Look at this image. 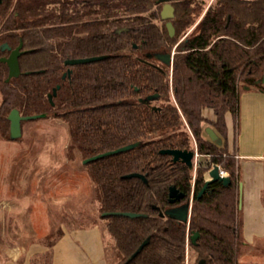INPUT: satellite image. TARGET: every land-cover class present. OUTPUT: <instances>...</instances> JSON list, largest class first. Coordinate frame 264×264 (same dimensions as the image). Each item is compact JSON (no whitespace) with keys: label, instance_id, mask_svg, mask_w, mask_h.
Listing matches in <instances>:
<instances>
[{"label":"trees","instance_id":"1","mask_svg":"<svg viewBox=\"0 0 264 264\" xmlns=\"http://www.w3.org/2000/svg\"><path fill=\"white\" fill-rule=\"evenodd\" d=\"M166 3L175 9L173 19H162ZM168 21L175 28L173 37ZM21 43L22 74L7 81L9 67L1 58L11 51L3 47L14 50ZM156 53H174L172 66L149 57ZM91 57L103 58L66 65ZM263 79L264 0H215L209 6L205 0L0 2V135L10 139L9 115L18 109L22 116L45 115L32 121L64 123L71 160L78 153L83 161L136 144L82 163L99 219L114 241L115 264H238L247 243L239 207L240 169L227 117L238 123L242 89L264 91ZM59 85L52 105L49 94ZM205 125L222 144L206 137ZM195 148L204 158L195 174L194 168L161 153ZM213 165L231 183L212 182L199 198ZM132 173L147 182L125 177ZM173 186L185 200L193 197L188 223L162 215L181 203L170 202ZM124 212L143 216L112 214ZM66 223L70 230L90 229L98 220L69 212ZM196 231L200 236L193 244ZM64 233L46 238L49 250L35 255L31 264H52Z\"/></svg>","mask_w":264,"mask_h":264},{"label":"rangeland","instance_id":"2","mask_svg":"<svg viewBox=\"0 0 264 264\" xmlns=\"http://www.w3.org/2000/svg\"><path fill=\"white\" fill-rule=\"evenodd\" d=\"M205 2L209 6L215 0ZM7 137L0 135V264H31L35 255L49 250L43 244L46 238L51 240L61 230L68 231L69 212L96 217L102 234L97 239L98 229L81 231L84 240L70 249L67 241L76 233L69 231L54 247L58 258L75 264L87 254L79 246L86 244L96 253L104 243L107 264H115L114 241L104 228L105 222L99 219L93 185L82 165L85 160L81 161L79 153L74 160L68 158L70 134L66 125L61 121L31 120L24 125L18 141ZM200 159L204 158L199 155L194 159V174Z\"/></svg>","mask_w":264,"mask_h":264},{"label":"crops","instance_id":"3","mask_svg":"<svg viewBox=\"0 0 264 264\" xmlns=\"http://www.w3.org/2000/svg\"><path fill=\"white\" fill-rule=\"evenodd\" d=\"M209 115L212 114L209 113ZM227 123L230 147L236 151L240 169L243 235L247 243L240 252L238 264H242L244 253H247L244 264H264V91L255 88L244 89L240 97L238 123H235L232 115H228ZM204 133L206 137L210 136L215 142L223 143L221 137L211 126L205 125ZM95 228L98 229L97 234H99L97 239H100V228L95 226L90 229ZM85 230L89 229L64 231V236H67L69 231L76 233L67 241L70 249L82 243L84 238L80 233ZM89 235L86 232V236L89 237ZM79 247L86 250L87 254L83 260H78L75 264H107L104 243L100 251L96 253L94 250H89L86 244ZM72 263L64 258H58L54 248L52 264Z\"/></svg>","mask_w":264,"mask_h":264},{"label":"water","instance_id":"4","mask_svg":"<svg viewBox=\"0 0 264 264\" xmlns=\"http://www.w3.org/2000/svg\"><path fill=\"white\" fill-rule=\"evenodd\" d=\"M165 0H160V2H164ZM1 2V0H0ZM162 19L163 20H170L173 19L175 16V9L174 7L166 3L164 5V8L162 10ZM167 27L170 33V36L173 37L175 35V28L173 26V23L171 21L167 22ZM3 50H10L11 53L8 57H3L1 58V61L6 63L9 67V77L7 81H10L12 78H18L22 74L21 66H20V57L23 53V43H21L16 49L12 50L8 44H5L3 47ZM149 57H155L157 60L161 61L167 66H172L173 64V58L174 54L172 53H156L155 55H149ZM103 57H91V58H82V59H70L66 61V65L69 66H74L77 64H85V63H90L94 62L97 60L102 59ZM71 74V70H69L68 73H65L63 78L66 79L67 75ZM264 82V79H263ZM60 85L57 86V88L54 89L53 94H49V100L52 105H54V100L53 98L57 95V91L60 89ZM156 96H150L148 100H152L156 98ZM40 117H45V115H35V116H22L20 111L18 109H14L10 115H9V121L11 123L10 125V139L15 141L20 139L23 136V127L22 123L24 121H31L38 119ZM136 146V144L128 145L121 147L117 150L114 151H109L104 154H99L97 156H94L92 158L86 159L84 164H88L92 161L98 160L100 158L109 156V155H114L117 153L125 152L130 149H133ZM162 154L170 155L173 157L174 161H182L185 164H187L190 168L194 167V159L196 157V152L195 151H189V150H179V149H166L161 151ZM208 178L206 179V184L204 188L201 190L199 193V198L204 194L206 189L208 188V185L211 184L212 182L220 181L222 182L225 186L229 185L231 183V180L228 176H222L220 174V166L218 165H213L212 168L207 172ZM126 178H133V177H138L143 179L145 182H147V179L144 175L139 174V173H132L129 175L125 176ZM240 190V202H239V207L242 208V183L239 186ZM186 198L185 194L180 192L176 187H171L170 188V202L172 204L176 203L177 201H182ZM191 199H188L185 203H183L180 206L177 207H172L169 208L165 211V213H162V215H167L170 218L176 219L179 222L183 223H188L190 219V214H191ZM109 213H104V215H108ZM114 215H123L127 216L130 218H137L143 216L142 214L138 213H133V212H124V213H112ZM199 232H193V234L190 237V240L193 244L197 243V240L199 239ZM145 243L140 247V249L136 252L141 251ZM135 254V255H136ZM134 255V256H135ZM133 256V257H134Z\"/></svg>","mask_w":264,"mask_h":264},{"label":"flooded vegetation","instance_id":"5","mask_svg":"<svg viewBox=\"0 0 264 264\" xmlns=\"http://www.w3.org/2000/svg\"><path fill=\"white\" fill-rule=\"evenodd\" d=\"M174 54V53H173ZM150 55V54H149ZM161 62V61H160ZM162 63V62H161ZM164 64V63H163ZM195 161V160H194ZM193 161V162H194ZM194 167H195V162H194ZM193 167V168H194ZM207 179V178H206ZM191 199V206L193 205V197L192 198H190ZM188 200V199H187ZM187 200H182V201H177V202H181L179 205H177V206H180V205H182L183 203H185ZM175 204V203H174ZM177 206H174V207H177ZM192 209V208H191Z\"/></svg>","mask_w":264,"mask_h":264},{"label":"built area","instance_id":"6","mask_svg":"<svg viewBox=\"0 0 264 264\" xmlns=\"http://www.w3.org/2000/svg\"><path fill=\"white\" fill-rule=\"evenodd\" d=\"M198 156H199V155H198V153L196 152V158H195V159H197ZM220 174H221L222 176H226V172H225L224 170H222L221 168H220Z\"/></svg>","mask_w":264,"mask_h":264}]
</instances>
